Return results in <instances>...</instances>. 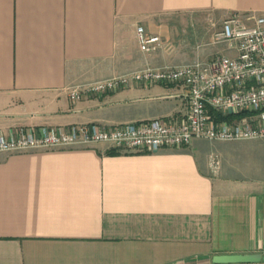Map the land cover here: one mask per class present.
<instances>
[{"label":"crops","instance_id":"1","mask_svg":"<svg viewBox=\"0 0 264 264\" xmlns=\"http://www.w3.org/2000/svg\"><path fill=\"white\" fill-rule=\"evenodd\" d=\"M231 14H264V0H0V132L182 119L188 104L180 85L78 101L68 89L230 54L211 37ZM138 26L161 38L159 51L139 50ZM245 142L260 146L253 154L264 152V139ZM217 143L234 142L194 140L155 153L108 144L0 153V264L264 256V177L226 174L225 153L236 146Z\"/></svg>","mask_w":264,"mask_h":264},{"label":"built area","instance_id":"2","mask_svg":"<svg viewBox=\"0 0 264 264\" xmlns=\"http://www.w3.org/2000/svg\"><path fill=\"white\" fill-rule=\"evenodd\" d=\"M136 37L139 50L145 54H153L163 46L159 36L147 34L142 26L136 28ZM211 44L221 45L231 53L188 64L147 67L68 89L69 99L78 101L136 85H180L188 104L182 119H150L114 127L84 124L17 129L10 135L0 132V153L91 144L155 153L177 150L194 140L264 139V14L245 18L229 15L212 35ZM215 114L230 120H216ZM209 167L213 172L219 170L217 155L209 156Z\"/></svg>","mask_w":264,"mask_h":264},{"label":"rangeland","instance_id":"3","mask_svg":"<svg viewBox=\"0 0 264 264\" xmlns=\"http://www.w3.org/2000/svg\"><path fill=\"white\" fill-rule=\"evenodd\" d=\"M202 144L208 146L206 142H202ZM226 144L236 146L231 152L225 153L224 171L226 174H233L245 179L264 177V152L257 155L250 152L252 148L260 146L245 141L217 143L219 148L226 146ZM211 151L214 153L213 150Z\"/></svg>","mask_w":264,"mask_h":264},{"label":"water","instance_id":"4","mask_svg":"<svg viewBox=\"0 0 264 264\" xmlns=\"http://www.w3.org/2000/svg\"><path fill=\"white\" fill-rule=\"evenodd\" d=\"M213 264H253L264 262V256L260 254H230L216 255L211 259Z\"/></svg>","mask_w":264,"mask_h":264},{"label":"trees","instance_id":"5","mask_svg":"<svg viewBox=\"0 0 264 264\" xmlns=\"http://www.w3.org/2000/svg\"><path fill=\"white\" fill-rule=\"evenodd\" d=\"M214 118L216 119V120H230V118H226V117H221L220 115H218V114H215L214 115Z\"/></svg>","mask_w":264,"mask_h":264}]
</instances>
